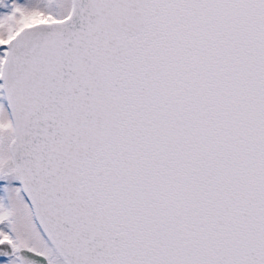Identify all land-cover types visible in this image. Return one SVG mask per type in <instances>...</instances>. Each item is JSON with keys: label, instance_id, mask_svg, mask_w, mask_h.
<instances>
[{"label": "snow or ice", "instance_id": "6c2138e0", "mask_svg": "<svg viewBox=\"0 0 264 264\" xmlns=\"http://www.w3.org/2000/svg\"><path fill=\"white\" fill-rule=\"evenodd\" d=\"M0 264H264V0H0Z\"/></svg>", "mask_w": 264, "mask_h": 264}]
</instances>
